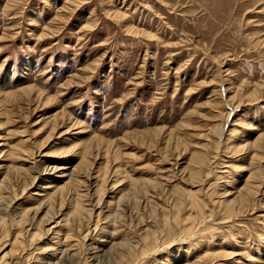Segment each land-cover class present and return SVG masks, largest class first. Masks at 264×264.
I'll return each instance as SVG.
<instances>
[{
    "label": "rangeland",
    "instance_id": "rangeland-1",
    "mask_svg": "<svg viewBox=\"0 0 264 264\" xmlns=\"http://www.w3.org/2000/svg\"><path fill=\"white\" fill-rule=\"evenodd\" d=\"M0 112V264H264V0H0Z\"/></svg>",
    "mask_w": 264,
    "mask_h": 264
},
{
    "label": "bare ground",
    "instance_id": "bare-ground-1",
    "mask_svg": "<svg viewBox=\"0 0 264 264\" xmlns=\"http://www.w3.org/2000/svg\"><path fill=\"white\" fill-rule=\"evenodd\" d=\"M33 88V87H32ZM28 91V90H27ZM29 92H31V91H29ZM32 93V92H31ZM41 94V93H40ZM26 95V94H25ZM28 96V95H27ZM30 98V97H29ZM35 98V97H34ZM37 98V97H36ZM31 99V98H30ZM47 99V98H46ZM45 99V100H46ZM49 100L50 99H52V98H48ZM44 100V101H45ZM51 101V100H50ZM32 102V101H31ZM46 102H47V100H46ZM45 102V103H46ZM1 113V112H0ZM219 126H220V124H219ZM155 130V129H154ZM153 131V130H152ZM156 131H157V129H156ZM67 132V131H66ZM96 139V138H95ZM258 141V140H257ZM95 142H96V140H95ZM261 142V141H260ZM93 143V142H92ZM98 143H99V141H98ZM263 144V143H262ZM92 146H93V144H92ZM91 146V147H92ZM96 146V145H95ZM93 148V147H92ZM90 152V151H89ZM89 159V158H88ZM82 163V162H81ZM85 165V164H84ZM83 165V166H84ZM58 166V165H57ZM83 166H82V168H83ZM86 166V165H85ZM59 167V166H58ZM68 167V166H67ZM55 168V167H54ZM53 168V169H54ZM70 168V167H69ZM118 168V167H117ZM120 168V167H119ZM55 169H57V171H59L60 170V168H55ZM84 169H85V167H84ZM87 169V168H86ZM100 169V168H99ZM62 173L63 172H65V170L64 171H62V170H60ZM72 171V170H71ZM75 172V171H74ZM71 173V172H70ZM83 173V172H82ZM108 173V172H107ZM65 174V173H64ZM60 175V174H59ZM101 175V174H100ZM105 177V176H104ZM118 179V178H117ZM119 181V180H118ZM52 183L53 182H48V184H47V187L49 188V190H50V187H52L53 185H52ZM239 183V182H238ZM237 183V181H234V183H233V186L235 187V185H237L238 184ZM2 185V184H1ZM0 185V186H1ZM55 185V184H54ZM249 186H250V184H249ZM45 188H46V186H45ZM1 189V188H0ZM43 189V188H42ZM52 189V188H51ZM53 189H54V187H53ZM64 189H66L65 187H61V188H59L58 190H56V192H55V194H54V197H55V195H57V193H61V192H64ZM235 189V188H234ZM254 189V188H253ZM54 191V190H53ZM225 192H227V191H225ZM252 191L250 190V189H248V188H244L242 191H241V193L239 194V195H236V196H232V195H234V194H229V193H227V195H228V197H229V199H226V206H232L234 203H240V204H243V203H245L246 202V200H247V196H249L248 194L249 193H251ZM46 193H48V192H46ZM234 193V192H233ZM37 194V193H36ZM53 194V193H52ZM51 194V195H52ZM40 195H42V194H40ZM49 195V194H48ZM50 196V195H49ZM48 196V197H49ZM17 197V196H16ZM52 197V196H51ZM53 197V198H54ZM57 198V197H56ZM61 199V201H60V208H62V206H63V204H62V198H60ZM59 199V200H60ZM82 199V198H81ZM80 199V200H81ZM1 200V199H0ZM51 200V199H50ZM54 200V199H53ZM64 200V199H63ZM79 199H77V203H75V207H74V209H70V210H72V211H69V213H79V212H81L82 210H81V203H82V201L80 202V201H78ZM47 201V200H46ZM5 202V201H4ZM51 202V201H50ZM84 203V202H83ZM52 202H51V204L49 203V205L50 206H52ZM48 205V204H47ZM54 205V204H53ZM49 206V207H50ZM48 207V208H49ZM4 209V208H3ZM37 209H40V208H37ZM55 208H54V206H53V208H52V211L54 210ZM60 210V209H59ZM59 210L58 211H55L54 210V212L53 213H51L52 211L51 210H49L48 212H46L44 215H43V217H41L42 218V221H44V220H46V221H51V218H53V217H55V215L56 214H58L59 213ZM85 210V209H84ZM74 211V212H73ZM86 212V211H85ZM68 213V212H67ZM23 215V214H22ZM22 218V217H21ZM45 222V221H44ZM46 224V223H45ZM54 228V227H53ZM56 228V227H55ZM58 230V229H57ZM59 231V230H58ZM49 240H51V239H49ZM51 249V248H50ZM68 250V249H67ZM50 253V252H49ZM70 253V252H69ZM108 254V253H107ZM67 255V254H66ZM69 255V254H68ZM112 256V255H111ZM53 257V256H52ZM69 257V256H68ZM108 257V256H107ZM3 258V257H2Z\"/></svg>",
    "mask_w": 264,
    "mask_h": 264
}]
</instances>
